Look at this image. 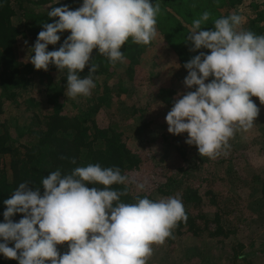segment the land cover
<instances>
[{"label":"clouds","instance_id":"9594fccd","mask_svg":"<svg viewBox=\"0 0 264 264\" xmlns=\"http://www.w3.org/2000/svg\"><path fill=\"white\" fill-rule=\"evenodd\" d=\"M160 12L159 0H82L75 10L52 7L47 16L58 19L42 22L27 62L37 70L47 71L50 64L66 70V96L87 97L96 87L93 49L112 64L123 63L121 47L129 38L148 45L157 36ZM209 18L204 11L192 21L186 36L190 51H210H200L183 64L184 86L193 90L177 93L165 121L170 134L187 133L185 143L195 145L200 156L214 159L227 154L237 131L253 127L260 108L251 97L264 104V35L243 28L237 13L215 19L213 27L204 30ZM65 30L70 35L48 50ZM86 65L88 74L81 78ZM129 182L119 167L97 163L66 174L60 169L49 172L41 181L43 193L27 181L19 183L3 200L0 254L18 264H147L153 245L171 237L187 214L179 195L137 196L133 203L122 202L126 190L112 186ZM136 188L143 191L145 185L136 183ZM17 213L23 215L14 221ZM64 242L68 250L61 253L57 245Z\"/></svg>","mask_w":264,"mask_h":264},{"label":"trees","instance_id":"16d2710c","mask_svg":"<svg viewBox=\"0 0 264 264\" xmlns=\"http://www.w3.org/2000/svg\"><path fill=\"white\" fill-rule=\"evenodd\" d=\"M160 1L164 5L167 0ZM150 2L153 3L152 0ZM221 3L224 2H216V6ZM81 4L82 0H60L57 4L54 0H0V222L3 221L2 213L6 208L3 200L9 198L21 182L27 181L30 187H39L43 193L42 178L56 169L66 174L75 167L98 163L102 167H119L121 173L126 174L139 168L141 157L138 148L133 143L131 145L124 141L123 129L119 126L125 124L130 114L122 111L137 107L134 81L147 45L136 44L129 38L121 47L125 56L124 62L118 61L115 64L93 49L91 63L98 65L93 74L96 87L87 97L66 96V70L60 72L51 64L47 71L37 70L27 62L31 55L29 48L42 30V22L51 23L58 19L49 18L47 12L52 7L61 5H68L71 10H75ZM224 4L227 7L222 13L216 7L213 10H195L190 3H183L178 8V15L188 25L187 29L174 23L171 29L166 26L163 37L167 46L174 51L181 68L200 51H210L203 48L190 51L191 42L186 41L192 21L199 18L204 11L210 13L209 20L202 25L207 30L213 27L215 19L239 12L235 4H240L251 9L248 23L246 21L243 24L247 26L245 29L264 35V0H226ZM158 17L159 14L157 20ZM60 35L61 40L56 45H48V50L58 48L64 38L70 35V30H65ZM119 64L124 65L122 70L117 71ZM89 67L90 65H86L79 73L81 78L88 74ZM151 80L155 82L153 88L158 91L161 100L171 106L166 94L168 88H162L164 84L159 78ZM102 110L108 119L103 126H99L96 115ZM24 111L29 113L27 115L35 120L37 126L31 123L13 126L11 121L16 119L15 116L6 117L9 112L15 115L16 112ZM257 123L264 138V121ZM10 130L16 133L17 138L11 135ZM25 136L27 141L23 139ZM146 144L145 146H150L148 139ZM175 148L178 147L164 143V153L160 157L164 164L163 176H159L149 193L130 191L127 184L113 185L116 190H126L127 194L121 196V201L133 203L137 196L157 199L155 194L160 198L179 195L185 207L187 221L178 222L172 230V236L165 241L175 244L181 237L187 240L190 247L198 252L197 258L192 257L197 259L198 264H201L200 246L205 241L204 238L208 237L214 238L220 248H223L221 244L228 239L231 263L228 260L226 264H253L262 260L264 253L260 249H254L253 241L244 244L247 234L244 220L247 211L240 207V202L235 201L236 195L244 192L248 184L254 185L256 182L261 184L258 193L264 197V172L253 170V173L245 176L248 170L240 169L235 160L239 158L241 161L246 156L235 152L231 147L228 151L230 156L223 153L214 159L203 156L202 160L196 159L198 162L190 158L193 156L189 157L186 150L175 153ZM169 149L172 150V155H169ZM73 159L75 164L72 163ZM206 163L209 172H201ZM203 173H208L207 177ZM94 186L102 187L98 184ZM222 191L230 194H223ZM205 200L217 203L216 209H206L207 204L203 203ZM232 206L235 208H231ZM189 207L192 209H188ZM22 215L17 213L12 219L18 221ZM67 243L57 245L61 253L68 250ZM0 264H18V261L0 254Z\"/></svg>","mask_w":264,"mask_h":264},{"label":"rangeland","instance_id":"374dc122","mask_svg":"<svg viewBox=\"0 0 264 264\" xmlns=\"http://www.w3.org/2000/svg\"><path fill=\"white\" fill-rule=\"evenodd\" d=\"M152 1L155 3V0ZM225 1L219 0L218 2L225 3ZM216 2L217 0H167L163 5L159 0L161 12L157 20L158 24L156 25L157 36L146 46V51L142 55V63L137 70V78L134 81V93L138 102L137 107L133 108V110L127 108L122 111L124 114H130H128L125 124L122 125V123L119 126L120 129L121 127L123 129L124 141L127 142V144L129 142L131 145L133 143L137 146V151L140 153L141 157L139 168L126 173L130 181L126 184L130 191L134 190V192H144V194H147L153 189L159 176L160 178L163 176L162 166L164 164L161 163L160 157L163 156L164 153V143H171V147L177 146L178 148L174 149L175 153H177L176 151L184 152L186 150V154L189 157L193 156L190 158L195 160L204 159L203 156L199 155L196 146L185 143L187 133L173 135L167 131L168 125L165 121V116L173 106L175 100L179 98L177 93L187 92L193 89H188L184 86L183 80L187 75V70L179 66L174 51L167 46L163 36L166 26L171 29L172 26L174 27V23L186 27L187 29L188 25H186V23L182 21L183 19L181 20L182 17L180 18L178 15V8L181 7L183 3H190L195 10H213L216 7L221 13L225 12L227 6L224 3L216 6ZM235 8L239 11L236 13L242 18V26L246 21L248 23V15L251 9L245 8L240 4H235ZM240 10L243 12L241 13ZM243 27L245 28L247 26ZM123 65L124 64H119L117 71L122 70ZM156 78H159L163 82L164 85L162 88H168L166 94L172 104L171 106L163 102L160 98V94L157 93L158 91L156 92L155 88H153L155 87V82L151 79L156 80ZM209 79H211V77H209ZM170 89L173 91L170 92ZM251 99L260 108V113L255 119L253 127L247 131H237L234 137L229 141L231 145L230 149H233L237 153H243L246 156V158H243L241 161L239 158L235 160V163L239 164L238 167L240 169L248 170V172H245V176L249 175L251 172L253 173V170H261L264 172V138L261 135L262 130L258 128L260 125L257 123L258 121H264V104H261L258 97L252 96ZM27 114L29 113L25 111L16 112L15 115L9 112L6 117L11 118V116H15L16 119L11 121L13 126H22L26 123L37 126L35 120ZM106 115L107 114L103 110L96 115L99 126H103L107 121L108 118ZM12 131L13 130H10L11 135L17 138L16 133ZM23 139L27 141V136L23 137ZM147 139L150 141V146H145L147 145ZM140 141H142V144H139ZM230 149L227 150L229 156L230 154L228 151ZM168 152L169 155L173 154L170 149ZM163 158L165 159V157ZM202 171L209 172L207 163L202 167L201 172ZM207 174L208 173H203L202 175L207 177ZM243 178L244 180H248L246 179L247 177ZM200 180L205 181L204 179ZM136 183H143L145 185L144 190H138L136 188ZM196 185L199 187L198 184ZM260 188L261 184L259 182H256L254 185L248 184L244 192L236 195L237 200L235 203L240 202V207L245 208V210H243L247 211L245 216L246 219L244 220L247 226L244 244L246 245L250 241H253L254 249H260L264 253V197H261L258 193L260 192ZM222 193L230 194V192L226 193V191H222ZM155 197L157 199L160 198L158 194H155ZM204 202L207 204L206 209L208 208L210 211H214L218 205L213 201L210 202L205 200L203 203ZM235 206L231 208H235ZM188 209H192V207ZM237 213L239 214V211H237ZM237 235V238L242 240L241 236L239 234H236V236ZM204 240L205 241L200 246L201 252H199L201 264H214L215 262L226 264L228 260L230 262V254L228 252V247L230 245L228 244V239L221 244L223 248L217 246L218 242L215 241L214 238L208 237L204 238ZM261 244L263 245L261 246ZM227 254L229 255L227 256ZM192 257L197 258L198 252L194 247H190L187 240H183L181 237L175 244L166 243L165 241L162 245H153V254L148 259L147 264H198L197 259ZM253 264H264V256L262 260L254 262Z\"/></svg>","mask_w":264,"mask_h":264}]
</instances>
